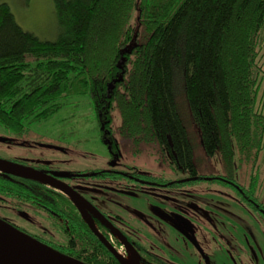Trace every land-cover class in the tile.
Returning a JSON list of instances; mask_svg holds the SVG:
<instances>
[{
	"label": "trees",
	"instance_id": "obj_1",
	"mask_svg": "<svg viewBox=\"0 0 264 264\" xmlns=\"http://www.w3.org/2000/svg\"><path fill=\"white\" fill-rule=\"evenodd\" d=\"M53 7L61 33L49 42L24 31L0 3V125L18 131L57 113L62 100L87 95L102 143L118 148L111 116L118 110L117 132L135 153L155 145L175 169L197 177L176 79L204 151L218 153L228 173L219 177L264 226V0H53ZM243 165L241 185L232 171ZM23 196L0 177V200L22 203ZM57 224L66 234L47 243L54 249L87 264H121L76 210L66 205ZM128 243L139 264H169L152 248Z\"/></svg>",
	"mask_w": 264,
	"mask_h": 264
},
{
	"label": "rangeland",
	"instance_id": "obj_2",
	"mask_svg": "<svg viewBox=\"0 0 264 264\" xmlns=\"http://www.w3.org/2000/svg\"><path fill=\"white\" fill-rule=\"evenodd\" d=\"M0 3L9 6L15 21L24 31L43 41L58 39L61 28L53 0H0ZM174 91L197 177H192L189 171L175 169L169 163V155L163 157L155 145L147 147L141 144L144 151L135 153L132 142L117 132L120 125L118 110L111 114L113 137L118 148H110V143L103 144L87 95H74L62 100L57 113L44 120L25 121L18 131L0 125V137L8 139L0 142V157L57 172L89 175L99 169L112 168L121 173L116 180L90 177L74 179L73 182L82 184L78 186L79 191L86 193L94 205L103 207L109 204L108 208L113 206L124 217L132 212L137 229L141 230L146 221L151 223L149 233L148 230L143 231L144 236L136 241L141 247L152 248L149 250L169 264H264V226L258 212L253 211L249 202L238 198L232 183L219 177L228 173L218 153L208 155L204 151L183 87H179L176 79ZM260 170L263 174L264 167L261 166ZM245 171L244 165L238 171H232L237 184L244 185ZM129 174L138 180H132ZM86 183L97 187H92L91 193L82 187ZM125 186L129 187L126 189ZM2 214L27 233L50 241L53 240L51 235L57 234L30 213L18 212L16 216L2 211ZM179 216L190 223L204 257L179 235L176 224ZM125 248L122 245L120 251L125 253ZM129 255L128 263L136 264L130 252L122 257Z\"/></svg>",
	"mask_w": 264,
	"mask_h": 264
},
{
	"label": "flooded vegetation",
	"instance_id": "obj_3",
	"mask_svg": "<svg viewBox=\"0 0 264 264\" xmlns=\"http://www.w3.org/2000/svg\"><path fill=\"white\" fill-rule=\"evenodd\" d=\"M33 144L35 145V143H33ZM36 145H38V144H36ZM110 153L112 154L111 151H110ZM112 156H114V154H112ZM0 158L6 159V160H9V161H12V162L24 165V166H27V165H25V163H23L22 161H19V160L8 159V158H3V157H0ZM31 168L38 170V171H41L42 173H44L46 175H50V176L60 180L61 182L66 184L68 187H70L74 192H76L77 194L80 195V198L78 199V201L73 202L67 195H65L64 193L46 185V184H43V183H40V182H37L34 180H30V179L17 177V176L12 175V174L4 175V174L0 173V177L7 179V180H10V182L15 183L16 186H19L22 189V192L24 194L23 199L25 200L22 203L19 202L16 204H14L15 203L14 200H7V201L0 200V219L7 221L8 223L12 224L14 227L19 229L20 231L25 232L26 234L30 235L31 237L37 239L38 241H40L46 245H49L47 243H54V242L58 241L57 239H55L54 236L58 237L59 234H66L65 231L63 229H61L60 226L57 224L58 218H61L64 215V207L66 205L68 207H70L71 209L76 210V212L79 214V216L83 219L85 226L88 229L87 230L88 234H93L99 240V238L92 231L91 227H93L116 250L122 248V246L116 247L115 240L120 242L121 237H123L127 242H129L130 240L136 241L137 238L141 239L140 237L144 236V234H142L143 231L148 230V233H149L151 223L146 221L141 230L137 229V226H136L137 221L136 222L133 221L134 218H133L132 212L127 211V213L129 212L130 214H128L127 217H124L119 213L120 211H117V210L115 211V208L113 206L108 208L109 204H104L103 207H99L98 205H94L93 201L89 197L86 196V193L83 194L81 191H79L78 186H81L82 184L79 185V183L73 182L74 179H88L90 177H95V178H98L99 180H104V179L116 180L121 176V173L115 172L114 169H112V168H111L112 170L110 168H108L107 170H100L99 169V170H96L94 172V174H89V175L85 174L84 175L83 172H76V173H73V172L72 173H65V172H61V171L57 172L56 170L51 171V169H49V168H42V167H38V166H34ZM102 173L106 174L107 176L101 177L100 175ZM129 175L131 176L132 180H134V179L136 181L138 180V179L134 178L132 174H129ZM82 187L87 188L92 193V189L94 187H97V185H95L93 187V185H91V184L87 185V183H86ZM126 187L128 188L129 186H125L124 188H126ZM35 189H40L42 196L49 199V205H47V207L44 208L43 206L40 205L39 202H37L34 199V194H36ZM120 189H117V190H120ZM131 189L135 190L136 188L131 187ZM136 191H137V189H136ZM76 203L80 204L79 208H78V205ZM196 208H198V206H196ZM80 209H82V211H83V213L87 219L84 218V216L81 214ZM2 211H7L8 213L12 212V214L16 215V216L18 215V212H25L26 215H28L30 213L31 215L35 216L39 220L40 219L43 220L46 224H48L49 230L51 232H55L57 234H53L54 236L51 235L53 240L50 241V240L44 239L41 236L27 233L24 228L19 227L18 225L11 223L10 220H8L6 218V216L4 214H2ZM130 216H132V217H130ZM179 217H181V216H179ZM186 223L188 224L191 232L193 233L192 235L196 239L190 223L187 220H186ZM176 224H178V222ZM156 230L157 229L155 228V231ZM178 231L180 233V230H178ZM179 235L185 241H187L182 234H179ZM99 242H100V240H99ZM188 243L192 247V244L190 242H188ZM130 248L134 251V253L137 254V252L132 247H130ZM126 251H127V249L125 248V253H123L122 251H119V252L126 254L128 252V251L127 252ZM197 254H198V251H197ZM120 257H122L121 254H120Z\"/></svg>",
	"mask_w": 264,
	"mask_h": 264
},
{
	"label": "water",
	"instance_id": "obj_4",
	"mask_svg": "<svg viewBox=\"0 0 264 264\" xmlns=\"http://www.w3.org/2000/svg\"><path fill=\"white\" fill-rule=\"evenodd\" d=\"M8 139L0 137V142H7ZM40 147H52L51 145L38 144ZM55 149L62 151V149L55 147ZM0 173L4 175L12 174L17 177L34 180L46 184L67 195L73 202H77L80 195L74 192L70 187L60 180L35 170L31 167L24 166L6 159L0 158ZM78 208L79 203H76ZM81 214L86 218L82 209ZM87 219V218H86ZM180 234L192 244V246L199 251L201 256L203 252L198 245L196 239L192 235L186 220L183 217L178 218L177 224ZM176 225V226H177ZM92 231L99 238L100 242L109 252L120 261V254L117 250L104 239L96 229L93 227ZM121 244L129 247L128 242L121 237ZM0 264H87L76 258L68 256L46 245L37 239L31 237L23 231H20L7 221L0 219Z\"/></svg>",
	"mask_w": 264,
	"mask_h": 264
},
{
	"label": "bare ground",
	"instance_id": "obj_5",
	"mask_svg": "<svg viewBox=\"0 0 264 264\" xmlns=\"http://www.w3.org/2000/svg\"><path fill=\"white\" fill-rule=\"evenodd\" d=\"M127 251H128V252H127ZM127 251H126L127 253L130 252V253L133 255V256L131 255V258L133 257V259L136 260V264H139L138 255H137L136 253H134V251H133L130 247L127 248ZM119 253H120V252H119ZM120 254H121V256H122V255H125V254H123V253H120ZM120 258H121V259H120L121 264H129L128 262H129L130 260L128 261L127 259L130 258V255H129V257H125V258H124V257H120Z\"/></svg>",
	"mask_w": 264,
	"mask_h": 264
},
{
	"label": "clouds",
	"instance_id": "obj_6",
	"mask_svg": "<svg viewBox=\"0 0 264 264\" xmlns=\"http://www.w3.org/2000/svg\"><path fill=\"white\" fill-rule=\"evenodd\" d=\"M120 244H121V242H120ZM123 244H121V246H122ZM129 247H132L131 245H129ZM125 248V247H124ZM133 248V247H132ZM121 249V248H120ZM120 249H117V252L119 253V251H120ZM134 249V248H133ZM135 250V249H134ZM138 255V254H137ZM138 260H139V258H138Z\"/></svg>",
	"mask_w": 264,
	"mask_h": 264
}]
</instances>
